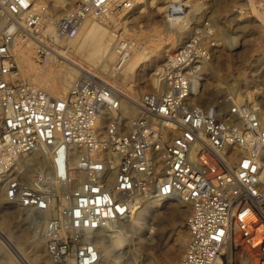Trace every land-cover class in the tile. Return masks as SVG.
Returning <instances> with one entry per match:
<instances>
[{"label":"built area","instance_id":"2783aa9c","mask_svg":"<svg viewBox=\"0 0 264 264\" xmlns=\"http://www.w3.org/2000/svg\"><path fill=\"white\" fill-rule=\"evenodd\" d=\"M132 3L77 0L53 20L56 38L71 41L86 21ZM188 3L166 5L190 35L159 68L161 89L136 101L87 76L61 97L32 85L14 46L35 38L44 61L59 45L42 31L51 14L33 0H0V185L10 206L44 224L49 264H101L98 236L139 198L190 205L179 264H264V111L249 99L193 103L217 43L212 21L198 24ZM131 48L117 40L118 68Z\"/></svg>","mask_w":264,"mask_h":264},{"label":"rangeland","instance_id":"374dc122","mask_svg":"<svg viewBox=\"0 0 264 264\" xmlns=\"http://www.w3.org/2000/svg\"><path fill=\"white\" fill-rule=\"evenodd\" d=\"M76 1L42 0V4L48 7L54 20L69 11ZM171 1L173 2V0H132V9L119 8L104 20H89V23L99 22L100 25L114 33L116 40L120 38L129 40L134 48L133 51L135 53L138 51L139 56L145 53L149 56L144 59L146 61L140 68L141 70L132 73V78L126 83H122L120 74L117 75V81V77L114 78L109 73L101 71L100 68L89 67L83 62L87 70L92 68L90 71H93L92 73L97 77L99 76L98 79L95 78L96 80L107 81L106 83L114 85L118 90L121 88V92H125L124 94L136 101L143 93L157 90L152 79L158 78L156 73L170 53V51L163 53V50L164 48L170 50L173 41L177 40L176 37L181 32L179 29L177 30L176 26L171 28L168 25L170 20L167 21L165 7ZM188 4L190 5L191 16L197 20L198 24L207 20L214 24L216 21L209 16L210 13H213L217 22H223H218L220 25H225L228 30L232 29L241 33L239 46L235 49L226 47L223 35V37H219L220 45L213 59V65L216 68L213 75L218 77L214 78L216 81L212 80V83L217 84L213 87H216L219 92L217 95L210 96L204 102V106L219 99L229 98L232 100L233 97L240 98L239 100H248L247 94L256 91V98L261 101V109L264 111V0H189ZM55 5L60 7H54ZM237 8L247 10V14L237 13L235 11ZM174 50L175 48H172L171 52ZM33 51L36 66L39 70H44L46 66L44 61L40 62L36 59L35 47H33ZM77 59L79 60V58ZM116 60L117 55L112 63L114 75L122 69L116 68L118 67ZM61 61L62 59L54 63L55 68H60ZM23 77L26 79L28 76ZM29 79L28 77L26 80L32 85H36ZM213 87L207 85L204 86V90H210ZM167 201L170 203L165 202L162 206H155L151 198H139L136 210L133 211L132 215L123 220V224H118V233L127 237L126 245L128 247L124 246L139 252L141 257L139 263L141 262V264H153L155 262V264H179L185 252L186 246L182 238L187 229V219L191 207L174 200H172L173 202ZM5 213L12 215L13 230L16 236L14 243L21 245L22 251L24 253L26 251L25 254H29L28 256L38 254L41 264H49L42 221L35 219L33 222L28 221L23 226L16 228V222L20 221L22 213L14 207L6 205L0 196V217ZM23 216L26 215L23 214ZM118 233L114 232L113 235L117 236ZM0 249V264H19L8 246L2 244ZM121 250L125 251L126 249ZM12 259H14L13 262H11Z\"/></svg>","mask_w":264,"mask_h":264},{"label":"bare ground","instance_id":"6f19581e","mask_svg":"<svg viewBox=\"0 0 264 264\" xmlns=\"http://www.w3.org/2000/svg\"><path fill=\"white\" fill-rule=\"evenodd\" d=\"M179 1L184 2V0H173V2H179ZM33 4L36 9L42 7L43 5L42 0H33ZM54 7L58 8L60 6L55 5ZM209 16L210 18L213 17L212 19L216 21L214 22V26L216 28L214 41L215 40L217 41V46L211 49L212 55L206 67L203 70L202 80L199 85L200 95L202 93H204L205 95L203 97L198 95L194 97L193 99L194 104L202 105V106H204V102H206L210 96L217 95V93L219 92L217 91L216 87H213L215 85V82H213L214 84L212 83V80L216 81V79L214 80V78L218 77V76L215 77V75H213L216 69L213 65V59L216 56L218 52L217 48L220 45L219 37L223 35L225 37V39L224 38L223 39H224V43L226 44V47L235 49L237 46H239L240 34H241L239 33L240 31L238 32L232 29L228 30L225 25H222V24L220 25L219 23L221 21L220 22L218 21L219 22L218 23L217 20H215L214 18L215 16L213 13H210ZM168 25L171 28L176 26L177 30L179 29L181 32H179V35L176 37L177 40L173 41V46L171 47V49L166 50L164 48L163 53L168 52V51L171 52L172 48H176L178 45L184 42V40L190 35L189 30H187L185 26V23H181L179 22V20L172 19L170 20ZM42 31H43V34H47L51 36L54 40L58 41L59 43V45L55 46L54 49L48 50L49 52L47 53V56L44 59V63L46 65L44 67L45 68L44 70H39L33 59V52H34L33 47H35V52H36V46L39 43L37 39L19 36L14 46V52H15V56L18 62L21 75L28 76L30 78L29 80L36 83V85L33 84L35 87L44 89L47 92L55 96H58V97L64 96L66 93H68V91L71 90L75 86L80 76L94 77L98 79L99 76L97 77V75H94L92 73L93 71H90L92 70V68H100L101 71H105V73H109V75L114 76V78H116L117 75L120 74V76H122V83H126L132 78V73L134 74L136 71H138L142 67L143 63L146 61L144 59L149 57L148 54L146 53L145 54L143 53L144 55L139 56V54L137 53L138 51L136 52L137 53L136 54L133 51L134 48L132 47L128 61L126 62L124 67L120 69V71H118L117 74L115 73L114 75L113 74L114 72L112 71L113 69L112 63L116 59V55H117V51H116L117 40L115 38L116 35L112 33L111 31H109L104 26L100 25L99 22L89 23V20L86 21L84 25L82 26V29L79 35L71 41L57 40L55 30H54V25H53V19L47 22L46 26L43 28ZM42 40L43 42L45 41L44 38H42ZM77 58H79V60ZM61 59L62 61H61L60 68L59 67L55 68L54 63L58 62ZM83 62H85L89 67H92V68L90 70H87L86 66L83 65ZM117 81H118V77H117ZM106 82H103V83H106ZM152 83L157 89H161L162 84L159 83L158 78H153ZM207 85L208 86L212 85L213 88H211L210 90H204V86H207ZM255 92H250L249 94H247L248 96L247 98H249L252 104H254L255 106L261 109V101L257 100ZM124 93L123 95L126 97L127 95ZM239 99L240 98L233 97L232 100H230L228 98L225 105H229L230 104L229 101L235 102V101H239ZM36 154L37 153H35L34 155ZM24 176L29 177L30 174L26 172ZM0 192H1L0 194L1 199L6 203V205H9V203H7V201L5 200V186L4 185H0ZM151 200L155 203V206H162L165 204V202L170 203L169 201H167L168 199L151 198ZM172 200L176 201L177 203H183V204L185 203L181 198L171 199V201ZM185 204L186 206H189V204L187 203ZM15 209L19 210L22 213V217L20 218V221L16 222L17 223V225H15L16 228L23 226L24 224L28 223V221L33 222V217L30 213H25L22 209L17 208V207H15ZM23 214L26 216H23ZM119 223L120 222L110 225L106 230L102 231L97 238V244L101 251V264H141V262L139 263V258H141L139 256V252L134 249L132 250L131 248L128 249L127 248L128 246L126 245L127 237L125 235L122 236L118 233L117 230H119V226H118ZM13 224L14 222L12 219V215H10L9 213L8 214L5 213L4 215L0 217V248L2 247V244L8 246L11 252L13 253L14 257H16L19 264H41L40 262L41 260L39 259L38 254L35 253L31 256H28L29 254H25L26 251L25 253L24 251H22L20 247L21 245L19 246L18 244L14 243L16 236H15V231L13 230L14 229ZM43 230H44V225H43ZM114 232H117L119 235L114 236L113 235ZM182 241L187 247V244L189 242L188 227L183 234ZM124 245H126L127 247ZM121 249H126V250L122 251ZM13 260L14 259H12L11 262H13Z\"/></svg>","mask_w":264,"mask_h":264}]
</instances>
